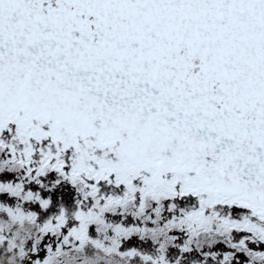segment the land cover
Instances as JSON below:
<instances>
[{
    "label": "snow or ice",
    "instance_id": "snow-or-ice-1",
    "mask_svg": "<svg viewBox=\"0 0 264 264\" xmlns=\"http://www.w3.org/2000/svg\"><path fill=\"white\" fill-rule=\"evenodd\" d=\"M0 264H264V0H0Z\"/></svg>",
    "mask_w": 264,
    "mask_h": 264
}]
</instances>
